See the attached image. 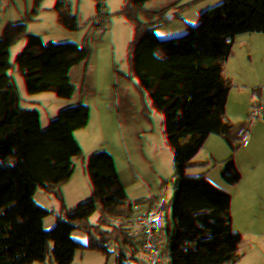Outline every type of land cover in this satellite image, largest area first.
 <instances>
[{
	"label": "water",
	"instance_id": "95a60500",
	"mask_svg": "<svg viewBox=\"0 0 264 264\" xmlns=\"http://www.w3.org/2000/svg\"><path fill=\"white\" fill-rule=\"evenodd\" d=\"M0 264H264V0H0Z\"/></svg>",
	"mask_w": 264,
	"mask_h": 264
}]
</instances>
